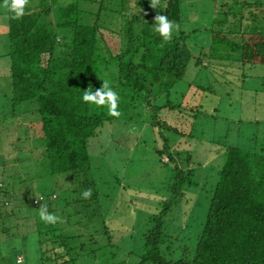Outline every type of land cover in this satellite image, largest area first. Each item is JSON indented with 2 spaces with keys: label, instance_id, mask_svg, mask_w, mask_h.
<instances>
[{
  "label": "trees",
  "instance_id": "obj_1",
  "mask_svg": "<svg viewBox=\"0 0 264 264\" xmlns=\"http://www.w3.org/2000/svg\"><path fill=\"white\" fill-rule=\"evenodd\" d=\"M112 1H95L100 6L93 22L89 19L94 9L81 8L80 0H72L64 6L58 0H28L21 19L9 16L11 97L16 106L28 101L36 104L42 114L43 143L37 153L41 177L69 173L67 178L72 185L61 192L77 193L75 203L85 210L91 208L102 193L98 179L109 178L104 176L102 180L98 178L101 174H94L93 142L103 138L104 128L118 120L139 127L151 124L164 142L156 148L159 160L165 164L163 158L166 157V164L173 166L174 173L164 186L166 194L148 218L149 227L143 234L146 250L143 262L264 264V144L248 149L225 145L221 153L223 162L204 194L209 206L196 234L195 246L186 244L182 247V257L175 259L171 251L178 249L179 238L170 233V215L176 206L189 201L190 191L200 185L201 174H198L193 151L173 146L168 137L161 138L164 130L181 133L158 116L162 105L157 101L185 77L195 59L196 51L189 43L193 33L181 32L164 41L151 31L157 15L180 22L181 0H155L154 7L153 0H143L142 14L135 13L129 18L122 11L118 27L112 21L113 11L106 4ZM138 4L137 1L135 7ZM250 7H257L259 12H240L237 22L231 21L232 16L239 15L232 11L234 7L229 11L224 7L222 12L227 16L214 23H221L223 28L212 29L213 42L239 52L237 58L243 63L264 64V29L256 25L261 22L260 18L264 20V0H244L243 9ZM102 11L106 19H102ZM243 18L246 24H242ZM138 24L142 25L141 29ZM235 36H240V40H235ZM116 37H120L119 45L110 41ZM197 63H202L201 57ZM103 81L119 93L118 117L110 115L106 106L82 102L83 91L89 86L93 91L98 90ZM167 107L179 108L169 104ZM0 175L4 176L0 187V217H5L7 202L14 195L4 186V165L0 166ZM116 180L121 181L119 177ZM88 189L92 190V196L84 199L82 193ZM55 192H21V207L17 212L26 209L32 217L36 214V231L44 248L43 260L66 264L79 258L76 254L82 250L80 240L84 235H71L59 221L52 225L39 219L41 206H46L59 219L69 216L71 222L73 216L79 215L68 213L65 207L59 208L63 203L52 198ZM41 194L46 197L38 205L35 199ZM25 218L28 220L29 215ZM80 222L73 221L71 226ZM188 237L187 233L184 239ZM22 262L23 259L17 261Z\"/></svg>",
  "mask_w": 264,
  "mask_h": 264
},
{
  "label": "rangeland",
  "instance_id": "obj_2",
  "mask_svg": "<svg viewBox=\"0 0 264 264\" xmlns=\"http://www.w3.org/2000/svg\"><path fill=\"white\" fill-rule=\"evenodd\" d=\"M71 1L58 0L62 6ZM95 1L80 0L81 8L94 9L89 22H93L95 14L99 12L100 3ZM137 1L140 5L135 7ZM142 1L107 2L113 11L115 27L121 24L122 11L129 18L135 13L142 14ZM153 2L152 7L156 4L155 0ZM181 2V20L175 22L179 28L172 37L181 32L193 33L189 43L196 56L185 77L160 96L157 103L162 108L157 113L181 133L164 130L161 138L168 137L173 146L187 147L193 151L201 176L199 187L190 191L189 201L176 206L170 215V233L179 238L176 241L178 249L171 251L175 259L182 257V247L186 244L195 246L196 234L205 221L209 206V199L204 194H207L223 162L225 145H239L248 149L264 144V64L239 61V52L232 51L225 44L214 43L212 33L214 28L216 31L223 28L221 23H214L227 16L222 12L224 7L227 11L234 7L232 11L239 13L231 17L232 22L240 19V12L248 14L249 11L259 12V9H243L244 0ZM104 12L102 19H106ZM260 20L256 25L264 29V20ZM242 21V24H246L244 18ZM138 28L141 29L142 25L138 24ZM151 31L158 35L153 25ZM234 39L240 40V36ZM112 40L116 45L120 44V37ZM9 52V14L0 0V166L4 165V186H8L14 195L7 202L5 217H0V264H53L42 258L44 248L36 231V214L32 217L33 214L30 215L26 209L17 212L21 207V192L39 194L42 190L48 193L57 191L52 195H56L55 201L63 203H59V208L65 207L68 213L79 214L72 218L75 222L81 221L74 226H71L73 221L69 216H62L58 220L59 225L67 228L71 235H84L80 240L83 245L78 252L80 255L76 254L79 258L66 264H153L143 262L146 251L143 234L149 227L148 218L155 212L156 204L166 194V182L174 173L173 166L166 164V157L163 158L165 164L159 160L156 148L164 142L158 138L154 126L146 123L139 127L138 124L128 125L118 120L104 128L103 138L92 144L93 165L95 176L101 174L98 178L102 180L104 176L109 178L104 182L98 179L101 197L85 210L75 203L77 193H62L72 185L67 178L69 173L40 175L37 153L43 143L40 129L42 114L37 105L30 101L17 106L12 102ZM200 57L202 63H197ZM167 104L179 108L172 109ZM35 147L39 149L35 150ZM0 176V179L4 177ZM0 181L3 184V180ZM60 193L63 194L62 198ZM76 210L79 212L75 213ZM28 215L27 220L25 216ZM8 229L7 234L1 233ZM187 233L189 237L185 240ZM22 256L23 262L17 263Z\"/></svg>",
  "mask_w": 264,
  "mask_h": 264
},
{
  "label": "clouds",
  "instance_id": "obj_3",
  "mask_svg": "<svg viewBox=\"0 0 264 264\" xmlns=\"http://www.w3.org/2000/svg\"><path fill=\"white\" fill-rule=\"evenodd\" d=\"M28 0H2V7L8 12L11 19L18 20L25 15V6ZM154 31L164 40L172 39L173 32L177 31L179 26L165 15H157L152 23ZM82 102L91 106L101 107L106 106L108 112L112 116H119L120 112L117 110L120 102L119 93L112 88L106 81H103L102 86L93 91L92 87L83 91L81 97ZM92 196V190L88 189L82 193L84 199ZM39 219L47 224H56L59 217L50 213L46 206L39 208Z\"/></svg>",
  "mask_w": 264,
  "mask_h": 264
},
{
  "label": "built area",
  "instance_id": "obj_4",
  "mask_svg": "<svg viewBox=\"0 0 264 264\" xmlns=\"http://www.w3.org/2000/svg\"><path fill=\"white\" fill-rule=\"evenodd\" d=\"M1 180V179H0ZM1 185H2V183H1V181H0V187H1ZM45 195L44 194H41V195H39L36 199H35V203L36 204H39L42 200H44L45 199ZM56 197V195H53V197L52 198H55ZM19 261H22V257L21 258H19Z\"/></svg>",
  "mask_w": 264,
  "mask_h": 264
}]
</instances>
